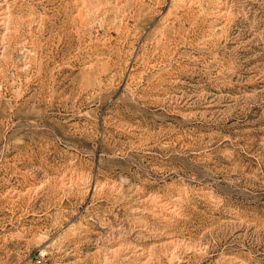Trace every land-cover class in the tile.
Returning <instances> with one entry per match:
<instances>
[{"label": "rangeland", "instance_id": "374dc122", "mask_svg": "<svg viewBox=\"0 0 264 264\" xmlns=\"http://www.w3.org/2000/svg\"><path fill=\"white\" fill-rule=\"evenodd\" d=\"M0 264H264V0H0Z\"/></svg>", "mask_w": 264, "mask_h": 264}, {"label": "built area", "instance_id": "2783aa9c", "mask_svg": "<svg viewBox=\"0 0 264 264\" xmlns=\"http://www.w3.org/2000/svg\"><path fill=\"white\" fill-rule=\"evenodd\" d=\"M40 256H41L42 258L46 257V256H47V252H45V251L41 252V253H40Z\"/></svg>", "mask_w": 264, "mask_h": 264}]
</instances>
